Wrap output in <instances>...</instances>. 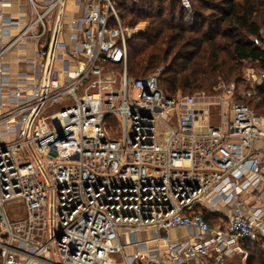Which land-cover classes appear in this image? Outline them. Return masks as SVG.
<instances>
[{
	"label": "built area",
	"instance_id": "2783aa9c",
	"mask_svg": "<svg viewBox=\"0 0 264 264\" xmlns=\"http://www.w3.org/2000/svg\"><path fill=\"white\" fill-rule=\"evenodd\" d=\"M24 1L22 23L0 0V264H226L264 241V70L172 96L129 75L115 0Z\"/></svg>",
	"mask_w": 264,
	"mask_h": 264
},
{
	"label": "trees",
	"instance_id": "16d2710c",
	"mask_svg": "<svg viewBox=\"0 0 264 264\" xmlns=\"http://www.w3.org/2000/svg\"><path fill=\"white\" fill-rule=\"evenodd\" d=\"M195 1L211 13H201ZM195 1L191 12L176 0L157 10L146 0L116 2L122 18H129L126 24L148 21L146 28L129 40L131 77H145L162 69L159 77L163 90L176 96L213 92L221 81L235 80L241 86L245 62L264 70V38L257 21L264 13V0ZM209 23L215 28L203 29ZM254 89L255 94L245 101L253 110L264 112V81ZM243 246L245 252L253 254L264 249V241L243 242Z\"/></svg>",
	"mask_w": 264,
	"mask_h": 264
},
{
	"label": "rangeland",
	"instance_id": "374dc122",
	"mask_svg": "<svg viewBox=\"0 0 264 264\" xmlns=\"http://www.w3.org/2000/svg\"><path fill=\"white\" fill-rule=\"evenodd\" d=\"M119 0H115V2L118 3ZM126 1V0H124ZM138 1V0H136ZM147 2H150L152 4V8H154L155 10L159 9V8H165L169 6L170 0H146ZM195 0H176V2L178 3V5H181L182 7H185L188 12L192 11V5L194 3ZM212 1H217V0H212ZM123 2V1H122ZM127 3H132V0H127ZM139 5L141 4V2H138ZM195 6L197 7V9H199V11L201 13H203L204 15H208L211 13L210 10L204 8L201 6V4L197 1H195ZM147 9V7H146ZM176 11H178L179 14V6L176 8ZM122 17V16H121ZM144 17H145V13H144ZM123 19V18H122ZM129 18L123 19L124 23L126 24ZM257 21L259 22V25L261 26V33L262 36L264 38V13L261 14L258 18ZM129 25V24H126ZM148 25V21H138V23L134 26L129 25L130 27L134 28L135 31L133 33V35L131 36L130 39H132L137 33H139L140 31L144 30L146 28V26ZM208 27H213L215 28V25L212 23L206 24L205 28L203 29H207ZM250 39H254L253 37H251ZM162 72V69H159L157 71H155L154 73H157L159 76ZM260 73V71L257 68V65L255 63L252 62H245L243 67H242V80H244L245 78H247L248 75H252V74H256L258 75ZM221 82H225V83H232L235 82V80H230V81H221ZM219 82V84L221 83ZM218 84V85H219ZM247 85H249L247 82H244L243 85H241L242 87H247ZM218 87V86H217ZM215 91L213 92H205L206 95H210L213 94ZM198 92L195 93H186V94H182L179 93L178 95H195ZM258 112L262 115H264V112L262 110H258ZM18 206H15L14 208L11 209V212H13ZM22 212V211H21ZM157 234H155L154 237H156ZM160 236L161 237H165L166 233L164 231L160 232ZM143 238L145 239V236L143 235ZM127 252H130V249H127ZM114 258L118 261L119 257L118 256H114ZM251 262V264H264V249L258 250V251H254L253 254L249 253V252H245L242 255H238L236 257H234L233 259H231L230 261L227 262V264H248V262ZM118 264H122V263H118Z\"/></svg>",
	"mask_w": 264,
	"mask_h": 264
},
{
	"label": "crops",
	"instance_id": "0c3cea01",
	"mask_svg": "<svg viewBox=\"0 0 264 264\" xmlns=\"http://www.w3.org/2000/svg\"><path fill=\"white\" fill-rule=\"evenodd\" d=\"M11 1H12L11 6L2 9L3 10L2 12L11 16L14 19H19L22 23H25V21L27 20V10L24 8L25 1L24 0H11ZM0 23H1V18H0ZM29 55L31 56L32 53ZM15 60H16V56L14 54H10L6 57V61L11 64L12 71H15L17 69V66L15 65Z\"/></svg>",
	"mask_w": 264,
	"mask_h": 264
}]
</instances>
